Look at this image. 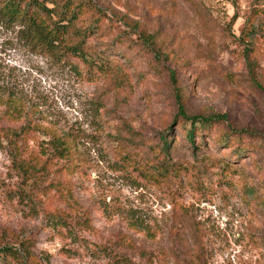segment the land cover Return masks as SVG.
I'll return each instance as SVG.
<instances>
[{"label":"rangeland","instance_id":"374dc122","mask_svg":"<svg viewBox=\"0 0 264 264\" xmlns=\"http://www.w3.org/2000/svg\"><path fill=\"white\" fill-rule=\"evenodd\" d=\"M92 2L108 17L88 40L102 68L0 19V99L20 116L0 105V248L20 254L0 264H264V37L247 50L238 31L255 11L264 26V0ZM176 88L188 114L226 116L196 148L173 123ZM27 120L32 176L9 145ZM53 132L69 171L44 154Z\"/></svg>","mask_w":264,"mask_h":264},{"label":"trees","instance_id":"16d2710c","mask_svg":"<svg viewBox=\"0 0 264 264\" xmlns=\"http://www.w3.org/2000/svg\"><path fill=\"white\" fill-rule=\"evenodd\" d=\"M261 13V11H255L249 17L242 18L243 21L238 27L239 39L247 44V50L252 48L259 38L264 37V26L259 19ZM239 17L234 15L231 27L235 25ZM0 19L19 24L26 39L60 61L67 62L72 58L83 65L102 68V64L98 63V59L95 58L97 54L91 49L88 40L100 33L102 24L108 17L105 11L97 7L92 0H0ZM140 36L143 44H147V37L143 34ZM247 58L249 60L248 56ZM103 64L106 65L104 62ZM249 71L255 81L254 70L250 69ZM170 77L174 83V74L170 73ZM175 98L177 113L173 123L179 120L180 124L189 125L190 129L186 131L185 139L192 148H196L198 128L201 131L205 128L210 130L216 124L227 121L226 116L220 114L210 116L188 114L181 103L178 88H176ZM11 102V99L8 98L0 105L5 106L3 114L6 118L15 121L20 118L19 110L12 106ZM173 123L166 128L165 134L173 129ZM34 126L31 120H27L23 126L8 129L10 133L9 145L13 147L16 157L14 164L22 171L23 175L30 174L32 176L39 170L38 163L28 159L29 156L36 157L32 148L27 144ZM238 134V131L232 130L231 135L237 136L233 139L240 138ZM231 135L227 136L226 142L230 141ZM166 141V136H163L165 145H167ZM45 143L47 151L44 154H47L48 160L60 162L59 169L69 171L75 166L74 151L67 135L50 133ZM238 148L234 154L240 157L241 153L246 151L245 145ZM22 155H28V157H22ZM6 256L18 259L20 254L7 247L0 248V257L5 258ZM26 257L35 260L31 253H27Z\"/></svg>","mask_w":264,"mask_h":264}]
</instances>
